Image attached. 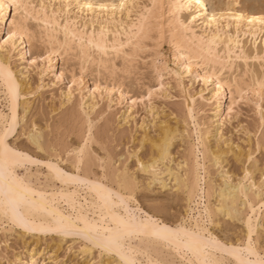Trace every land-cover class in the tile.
I'll use <instances>...</instances> for the list:
<instances>
[{"label": "snow or ice", "instance_id": "6c2138e0", "mask_svg": "<svg viewBox=\"0 0 264 264\" xmlns=\"http://www.w3.org/2000/svg\"><path fill=\"white\" fill-rule=\"evenodd\" d=\"M257 27L264 0H0V264H264Z\"/></svg>", "mask_w": 264, "mask_h": 264}, {"label": "rangeland", "instance_id": "374dc122", "mask_svg": "<svg viewBox=\"0 0 264 264\" xmlns=\"http://www.w3.org/2000/svg\"><path fill=\"white\" fill-rule=\"evenodd\" d=\"M35 2L39 3V0H35ZM45 2H48V0H45ZM56 2H60V0H56ZM253 2L258 5V0H253ZM255 12L256 13H259V8L258 7L255 9ZM245 45L247 47L248 46V42H246ZM163 47H164L165 52L167 54V52L169 50V45L167 43H165L163 45ZM54 63H55V67H56L59 64V61H55ZM142 65H143V62L141 61V70H142ZM257 68H258V65H257ZM193 85H194L193 91H195L196 93H198V91H200V83L198 81L193 80ZM55 95L57 96L56 103L59 104V100H58V97H59V89H57ZM51 96H52V93L49 92L48 93V96L45 97V101H47V99L50 98ZM98 101L101 102L100 101V97L97 94V102ZM103 104L106 107L107 106V101L106 100L103 101ZM157 107L169 109V111H168V118L169 119H171L172 118V115H173L171 109H175L176 112L178 114H180L181 117H183V113L180 110V102L161 101V102H159L157 104ZM114 108L119 109L120 108V105L117 104V105L114 106ZM212 112H213V108L212 107L205 106V108H201L200 109V117H199V119H200V125L202 127H206V126H209V125L214 124V121L211 120V119H213L211 117V116H213ZM116 114L117 115H120V111H117ZM126 115H127V113L125 114V116ZM148 118L149 119L151 118V115L150 114H149V117ZM241 123H243V120H241ZM177 124H178V126H179V128L181 130L184 129V120H183V118H181L178 122L175 121V120H173V127L174 128L177 126ZM207 140H208L207 141L208 142V145H210V146L212 145L211 148L217 146V141H216L215 138H212V139H208L207 138ZM177 147H179V145H177ZM191 158H193V159H190L189 162H191V164L193 165L195 163V156L194 157H191ZM180 159L182 160V159H184V157L181 156ZM191 160H193V161H191ZM203 162L207 163L206 160L203 161ZM179 163H180V160L177 161V164H179ZM209 170H211V166L210 165H209ZM42 179H43L42 177H38V180L39 181L42 180ZM28 242H31L33 244H36L41 249H48V248L52 249V253L51 254H48L45 258H50L51 255H55V259L56 260H60V259H62L64 257V254H67V245L66 244L63 246L64 247V254H60L59 253V249H60V245H61V238H59V237H55V236L50 235V236H48L46 238L43 235H39L38 238L37 237H33V236H27V237L20 238V240H19V244H20L21 247L23 245L27 244ZM12 243H13V245H16L17 244V241L16 240H13ZM29 251H31V249H29ZM37 256L39 257V254L38 253H37Z\"/></svg>", "mask_w": 264, "mask_h": 264}, {"label": "bare ground", "instance_id": "6f19581e", "mask_svg": "<svg viewBox=\"0 0 264 264\" xmlns=\"http://www.w3.org/2000/svg\"><path fill=\"white\" fill-rule=\"evenodd\" d=\"M69 2H71V3H76L77 2V0H70ZM79 2H83V0H79ZM101 2H111V0H102ZM132 2H134V3H138V4H140L141 6H142V8H143V6H147V5H151V3L153 2V0H132ZM157 2H160V0H157ZM165 2H167V0H165ZM254 14H259V13H254ZM125 16H126V14H125ZM116 21L117 22H119L120 21V15H119V13H117V16H116ZM82 23V22H81ZM108 22H106V24H107ZM116 27V25H113V30H114V28ZM233 35H235V32H233ZM241 38H242V40H243V43L244 44H246V42H248L249 43V38H246V37H244V33L243 32H241ZM255 40L256 41H258L259 42V46L260 47H264V39H262L261 38V35H260V29L257 27L256 28V32H255ZM183 41H184V37H182V36H180V35H175V36H173L172 37V43L174 44V45H176V47H181V46H183ZM168 44V43H167ZM169 45V44H168ZM246 46V45H245ZM173 51H175V48H173L172 49ZM54 68H55V63H54ZM198 93H199V91H198ZM99 95V94H98ZM224 97L222 96V99H223ZM99 102V101H98ZM124 114H126V113H124ZM212 114H213V116H211L213 119H211V120H213L214 121V123H215V116H214V109H213V112H212ZM211 124V123H210ZM208 140H207V134H206V136H205V141H204V144H205V147L207 148L208 147V142H207ZM212 146V145H211ZM214 148H216V147H213V149ZM191 157H194L193 155L191 156ZM190 159H193V158H190ZM191 161H193V160H191ZM193 163V162H192ZM205 163V162H204ZM189 164H191V162H189ZM192 165V164H191ZM190 165V166H191ZM36 180H37V182H39V180H38V177H36L35 178ZM39 254V253H38Z\"/></svg>", "mask_w": 264, "mask_h": 264}]
</instances>
